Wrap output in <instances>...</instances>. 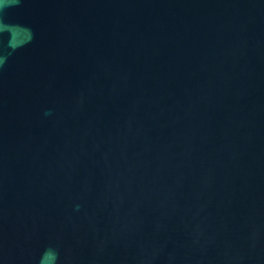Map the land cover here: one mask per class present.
Returning a JSON list of instances; mask_svg holds the SVG:
<instances>
[{
	"label": "water",
	"instance_id": "95a60500",
	"mask_svg": "<svg viewBox=\"0 0 264 264\" xmlns=\"http://www.w3.org/2000/svg\"><path fill=\"white\" fill-rule=\"evenodd\" d=\"M0 264H264V0H0Z\"/></svg>",
	"mask_w": 264,
	"mask_h": 264
}]
</instances>
